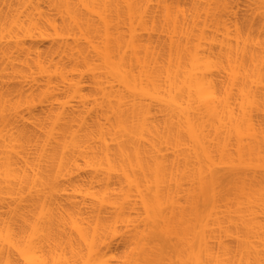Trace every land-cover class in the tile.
<instances>
[{
	"label": "bare ground",
	"instance_id": "1",
	"mask_svg": "<svg viewBox=\"0 0 264 264\" xmlns=\"http://www.w3.org/2000/svg\"><path fill=\"white\" fill-rule=\"evenodd\" d=\"M0 264H264V0H0Z\"/></svg>",
	"mask_w": 264,
	"mask_h": 264
}]
</instances>
